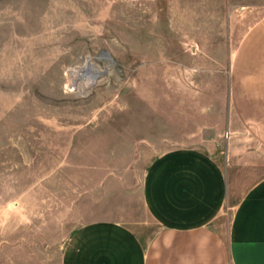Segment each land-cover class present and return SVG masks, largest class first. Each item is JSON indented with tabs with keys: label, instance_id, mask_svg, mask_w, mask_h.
<instances>
[{
	"label": "rangeland",
	"instance_id": "374dc122",
	"mask_svg": "<svg viewBox=\"0 0 264 264\" xmlns=\"http://www.w3.org/2000/svg\"><path fill=\"white\" fill-rule=\"evenodd\" d=\"M234 7L246 25L264 0H0V264H61L81 224L147 219L143 176L166 149L222 154L228 79L192 40ZM251 154L232 186L264 171Z\"/></svg>",
	"mask_w": 264,
	"mask_h": 264
},
{
	"label": "crops",
	"instance_id": "0c3cea01",
	"mask_svg": "<svg viewBox=\"0 0 264 264\" xmlns=\"http://www.w3.org/2000/svg\"><path fill=\"white\" fill-rule=\"evenodd\" d=\"M235 10L192 40L199 47L207 41L204 54L228 79L222 154L197 146L161 152L142 180L147 219L81 224L63 246L61 264H264V171L247 186H232L235 172L250 165L248 153H264V10L246 25ZM243 139L256 150L233 147Z\"/></svg>",
	"mask_w": 264,
	"mask_h": 264
},
{
	"label": "bare ground",
	"instance_id": "6f19581e",
	"mask_svg": "<svg viewBox=\"0 0 264 264\" xmlns=\"http://www.w3.org/2000/svg\"><path fill=\"white\" fill-rule=\"evenodd\" d=\"M86 68H87V69H91L90 66H88V67H86ZM89 73H90L89 75H91L92 78H93L92 75H98V72H95V73H93V72H89ZM72 74H74V73H71L70 83L74 85V84H76V77H75V75L72 76Z\"/></svg>",
	"mask_w": 264,
	"mask_h": 264
}]
</instances>
